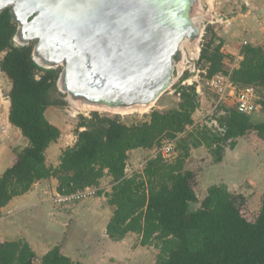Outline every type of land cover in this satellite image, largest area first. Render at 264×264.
I'll use <instances>...</instances> for the list:
<instances>
[{"label":"trees","instance_id":"obj_1","mask_svg":"<svg viewBox=\"0 0 264 264\" xmlns=\"http://www.w3.org/2000/svg\"><path fill=\"white\" fill-rule=\"evenodd\" d=\"M15 24L9 8L0 11V52H4L0 70L10 81L8 120L28 144L0 175V208L35 182L54 177L58 194L97 188L96 194L104 195L114 207L106 224L108 237L118 241L129 233L137 234L141 245L158 249L154 264H264V196L254 219L249 220L243 212L244 195L231 193L224 184H212L199 199L194 189L196 172L185 168L194 148L205 147L218 163L225 149L234 148L249 132L264 137V121L255 123L252 114L220 103L203 123H197L192 118L199 107L195 85L180 84L175 89L180 97L177 107L153 110L140 123L128 125L96 112L81 117L75 143L62 150L56 167L47 166L45 151L60 136L59 128L45 116L49 106L62 104L52 99L59 69L38 65L31 45L14 44ZM207 30L212 35L199 55L200 61L209 64L207 78L229 73L236 87L252 85L264 91V50L244 45L237 65L227 69L222 40L211 28ZM215 39L218 43L212 47ZM259 105L264 111V99ZM165 139L173 142L174 157L157 154L146 159L140 170L127 174L131 150L157 148ZM105 176L112 178L110 191L98 189ZM34 258L24 239L0 242V264H34ZM40 264L79 263L54 246L41 256Z\"/></svg>","mask_w":264,"mask_h":264},{"label":"water","instance_id":"obj_2","mask_svg":"<svg viewBox=\"0 0 264 264\" xmlns=\"http://www.w3.org/2000/svg\"><path fill=\"white\" fill-rule=\"evenodd\" d=\"M196 1L0 0V11L17 24L13 40L34 41L38 65L61 67L56 85L69 100L119 111L169 88L175 56L201 35Z\"/></svg>","mask_w":264,"mask_h":264},{"label":"crops","instance_id":"obj_3","mask_svg":"<svg viewBox=\"0 0 264 264\" xmlns=\"http://www.w3.org/2000/svg\"><path fill=\"white\" fill-rule=\"evenodd\" d=\"M211 6L216 20L227 22L217 27L222 40L221 50L227 57L239 61L244 45L264 50V0H211ZM7 106L4 131L0 126V175L12 166L28 144L20 130L9 122V101ZM250 117L255 123L262 122L264 111L259 109ZM51 123L57 126L53 121ZM65 142L61 133L55 142L49 144L45 151L47 166L58 165L62 150L72 146L68 143L64 146ZM155 151L156 148L133 149L129 152L128 162L134 163L140 155L148 159ZM198 165L197 183L200 184L202 198L210 185L224 184L231 193L248 196L252 201L257 198L255 203L259 208L260 199L264 196V139L257 135L239 138L234 148L225 149L218 163L213 162L205 147L194 148L185 168L196 170ZM57 185L54 177L39 180L27 192L1 207L0 242L26 240L35 253L34 264H40L41 256L54 246H59L61 253L79 264H154L156 253H149L142 247L132 250L127 241L130 235L118 241L107 236L106 224L114 207L107 204L103 195L86 197L64 209L53 201L58 194ZM98 189L108 191L100 183ZM195 192L199 198L197 189Z\"/></svg>","mask_w":264,"mask_h":264},{"label":"rangeland","instance_id":"obj_4","mask_svg":"<svg viewBox=\"0 0 264 264\" xmlns=\"http://www.w3.org/2000/svg\"><path fill=\"white\" fill-rule=\"evenodd\" d=\"M212 6H211V1L209 0H197L195 3V6L193 8V13L192 15L194 17H199L200 18V24H201V35L199 36L198 41L195 44V47H197V51L195 50V54L191 55V52L187 49L186 43L182 45V57L181 59H177L175 56V60L177 61V67H175L174 71V78L172 80L171 85L167 90H165L155 102H153L152 106L149 107L146 110H138V109H133L125 112H119V111H114V110H109L106 109L102 106L98 105H90L87 104L86 102H79L81 105L80 108L76 107L75 104L71 103V100L67 98V94L62 92L61 90L58 89L57 85V91L53 93V101H56L58 103L62 102V104L59 105H53L48 108L46 111V115L48 120L53 121L54 123L57 124V127L60 130V136L62 133V137H64V140L66 141L64 146L67 145H73L76 141V128L81 120V117H89L92 115V113L96 112L101 116H108V117H117L124 123L130 125L133 123H140L142 121L148 120L149 115L153 110H159V111H166L172 108H175L178 106V103L180 102V97L178 93L175 91L176 87L180 84L182 85H195V89L197 91V87L200 89V93H198V101H199V107L192 113V118L195 120L198 119V121L195 122H200L203 123L205 119L211 113L213 112L214 104L216 102V97L215 94L206 87V79H207V71H208V63L205 60H199V55L201 48L206 42H208L211 38L212 33L207 30V27L211 28V31L214 32L217 36V27H219L221 24H226V20H221L215 18V14L212 11ZM222 11V10H220ZM219 37V36H218ZM217 38V37H216ZM14 44L16 45H21L19 41L13 40ZM218 43V40L215 39L212 47ZM26 45H31L32 48L34 46V41H30ZM222 51V50H221ZM194 52V50H192ZM4 52H0V60L2 59ZM179 56V54H178ZM225 67L227 69H230L232 67H235L238 63L237 59L233 60L230 57H226L224 59ZM179 62V63H178ZM184 64V65H183ZM59 69V73L61 71V67H54ZM189 73L186 79H189L188 81H185L182 83L181 77L185 74ZM57 82V81H56ZM10 88V81L9 79L5 76V74L0 70V126L3 127V123H5V114H6V109L8 108V98H7V93ZM198 92V91H197ZM75 101V100H73ZM78 102V101H77ZM233 102V98L229 97V99L226 100V103L231 105ZM84 104V105H82ZM84 106V108H82ZM78 108V110H77ZM253 114V113H252ZM209 124H212L211 121H207ZM53 124V123H52ZM83 129V128H81ZM4 131V129H3ZM2 132V131H1ZM247 135H257L256 132L252 131L249 132ZM258 136V135H257ZM259 137V136H258ZM264 139V137H260ZM168 140L165 139L163 140L162 146L165 142ZM159 146V147H160ZM157 147L156 149H158ZM158 153L155 151L153 156H156ZM176 155L175 151L171 153L167 158L171 159ZM151 156V157H153ZM145 157L146 156H139L134 163L128 162L127 169L128 172L127 174L133 173V171L140 170L141 167L143 166L142 164L145 162ZM148 157V156H147ZM191 167H194V165H190ZM198 169L193 170V171H199V165L197 166ZM197 173V172H196ZM197 178V174H196ZM102 179V178H101ZM99 180L100 185H105V188L108 189V191L111 190L112 186V178L109 176L104 177L102 180ZM111 184V186H110ZM110 186V187H109ZM99 187V186H98ZM97 189V188H96ZM194 189H197V192L199 194V198L202 199V193L200 190V184L196 183ZM104 189H102L103 191ZM96 194V192H95ZM93 194V195H95ZM90 195V196H93ZM56 196V195H55ZM104 196V195H103ZM89 197V196H87ZM105 197V196H104ZM86 198V197H84ZM82 198V199H84ZM71 201L67 203H58L59 205H62L64 209L69 208L73 206V204L77 203V201ZM106 199V198H105ZM256 200H249L248 196H245V207H244V215L247 217L249 220H253L257 210V205H256ZM54 201V199H53ZM56 203V202H54ZM57 204V203H56ZM61 207V206H60ZM107 234V233H106ZM127 235H130V238L127 239V241L132 245V250L134 248H140L142 249H147L152 253L158 252V249H156L153 245H141L139 240L140 237L135 234V233H129ZM108 236V235H107ZM155 254V256H156Z\"/></svg>","mask_w":264,"mask_h":264},{"label":"built area","instance_id":"obj_5","mask_svg":"<svg viewBox=\"0 0 264 264\" xmlns=\"http://www.w3.org/2000/svg\"><path fill=\"white\" fill-rule=\"evenodd\" d=\"M245 44L246 41L244 40ZM189 79H185L188 81ZM182 80V83L185 82ZM206 87L210 89L216 97V102L214 104V108L217 104L226 103V100L229 97L233 98L232 104L236 107L237 111L244 114H252L260 109L259 100L264 99V91H258L252 85H245L242 87H236L230 80L229 73L218 72L212 75L211 77L206 79ZM198 93H200L199 87H197ZM214 124L216 123L214 120L212 121ZM174 150V144L171 141L165 142L162 146L156 149L158 154H161L163 157H168ZM126 172H128L126 166ZM95 187H86L82 190H77L71 194H57L54 196V202L59 203H67L75 200L82 199L84 197L95 194Z\"/></svg>","mask_w":264,"mask_h":264},{"label":"bare ground","instance_id":"obj_6","mask_svg":"<svg viewBox=\"0 0 264 264\" xmlns=\"http://www.w3.org/2000/svg\"><path fill=\"white\" fill-rule=\"evenodd\" d=\"M209 1H211V0H209ZM196 42L197 41H195L194 43H193V41L192 42H190L191 43V45H193V47H192V49L190 50V52H191V55H194L196 52H195V50L197 51V47H195V44H196ZM193 43V44H192ZM188 44V43H187ZM187 44H185V45H187ZM192 50H194V52H192ZM183 58V57H182ZM182 60V59H181ZM179 63V62H178ZM184 65V64H183ZM71 103H73V104H77L76 105V107H78V108H80L81 106H79V105H81L79 102H77V100H75V101H73V100H71ZM88 104V103H87ZM152 104L153 103H150L148 106H140V105H138V106H135V107H133V108H131V109H126V110H124V109H120L119 110V112H125V111H129V110H133V109H138V110H146V109H148L149 107H151L152 106ZM82 105H84V104H82ZM90 105H92V104H90ZM99 106V105H98ZM78 108H77V110H78ZM82 108H84V106H82Z\"/></svg>","mask_w":264,"mask_h":264},{"label":"flooded vegetation","instance_id":"obj_7","mask_svg":"<svg viewBox=\"0 0 264 264\" xmlns=\"http://www.w3.org/2000/svg\"><path fill=\"white\" fill-rule=\"evenodd\" d=\"M6 8H8V7H6ZM4 9H5V8H4ZM2 10H3V9H2ZM15 25H16V30H17V24H15ZM181 53H182V51H181ZM181 53H178L179 56H178V55L176 56V58H177L178 60L182 58Z\"/></svg>","mask_w":264,"mask_h":264}]
</instances>
